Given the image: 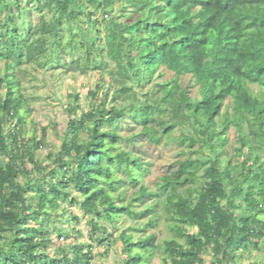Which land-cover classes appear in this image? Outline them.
Returning a JSON list of instances; mask_svg holds the SVG:
<instances>
[{"label": "trees", "instance_id": "16d2710c", "mask_svg": "<svg viewBox=\"0 0 264 264\" xmlns=\"http://www.w3.org/2000/svg\"><path fill=\"white\" fill-rule=\"evenodd\" d=\"M0 66V264H93L127 218L122 264L255 253L250 264H264V0H0ZM162 68L175 76L157 82ZM50 70L99 71L110 85L90 92L45 165L47 129L28 132L23 84ZM128 120L140 131L124 135ZM141 138L177 141L186 156L154 190L148 163L124 146ZM65 204L89 217L91 243L52 253L53 232L67 237L55 226ZM162 224L160 241L150 232Z\"/></svg>", "mask_w": 264, "mask_h": 264}, {"label": "rangeland", "instance_id": "374dc122", "mask_svg": "<svg viewBox=\"0 0 264 264\" xmlns=\"http://www.w3.org/2000/svg\"><path fill=\"white\" fill-rule=\"evenodd\" d=\"M36 20V19H35ZM2 66H0V75H2ZM160 74H163L160 77ZM175 76L174 72L162 68L157 74V82L170 80ZM183 83L192 85V96L199 95V87L194 86L193 80L190 76L183 77ZM105 86V91L110 85V78L104 76L99 72H92L88 75H79L72 73H64L61 70H50L43 72H34L33 77H28L24 80V92L28 98L31 99L32 114L29 117L28 132H37L40 137L41 129H47V141L44 149L40 152L44 159V164H48L47 157L50 154H57L61 147L64 135L67 132L68 123L71 119L80 114L81 111L87 112L91 102L90 92L96 90V86ZM255 91L257 87H253ZM78 94L80 101L77 107V113L71 114L69 109L73 104L71 96ZM99 100L101 94L98 96ZM140 127L128 120L124 124V135H130L134 132H139ZM177 136L179 131L176 132ZM230 146L228 148L230 155L235 156L234 148L237 147L235 130L232 129L229 134ZM165 142V141H164ZM136 154L143 157V160L148 163L150 173L145 179V184L150 189H156V184L160 182V178L169 173L170 169L175 168L176 162L184 160L186 156L182 155V147L178 142L170 144L162 143L156 146L150 143L145 138L139 139L135 146H127ZM129 195L134 193V190L128 191ZM76 195V193H74ZM149 202V201H148ZM148 202L144 205L146 206ZM142 206V207H144ZM141 207V208H142ZM63 211L59 218L56 219L55 226L62 228L67 233V237L58 238L53 232L54 246L51 247V252L54 253L56 248L75 245H85L91 243L89 237V217L85 216L77 207L65 204ZM79 218L78 222L72 220V216ZM133 225V221L129 218L119 223V228L114 230L110 227V232L113 233L111 244L109 246H101L97 244L94 248L93 264H122L124 256L122 253V243L120 234L125 229ZM53 230V225H50ZM150 233L158 234L160 241L168 238L169 232L164 224L157 230H151ZM261 258L259 253L253 255H246L243 259V264H250L258 261ZM207 264H210L211 255H206ZM259 261H262L260 259ZM158 263V260H157Z\"/></svg>", "mask_w": 264, "mask_h": 264}]
</instances>
